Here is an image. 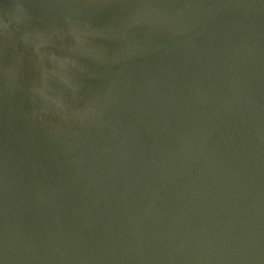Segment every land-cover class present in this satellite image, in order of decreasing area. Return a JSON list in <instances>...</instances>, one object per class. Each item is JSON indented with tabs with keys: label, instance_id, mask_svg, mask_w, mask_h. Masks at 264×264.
<instances>
[{
	"label": "water",
	"instance_id": "water-1",
	"mask_svg": "<svg viewBox=\"0 0 264 264\" xmlns=\"http://www.w3.org/2000/svg\"><path fill=\"white\" fill-rule=\"evenodd\" d=\"M0 264H264V0H0Z\"/></svg>",
	"mask_w": 264,
	"mask_h": 264
}]
</instances>
